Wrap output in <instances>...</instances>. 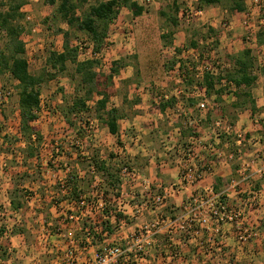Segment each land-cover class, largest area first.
<instances>
[{"label":"rangeland","instance_id":"rangeland-1","mask_svg":"<svg viewBox=\"0 0 264 264\" xmlns=\"http://www.w3.org/2000/svg\"><path fill=\"white\" fill-rule=\"evenodd\" d=\"M24 1V20L21 24L25 31L22 40L30 74L39 75L46 70L50 72L46 66L49 53L63 51L64 36L60 30L68 31V40L73 47L78 43L90 44L86 34L69 28L59 17H53L58 16L55 12L59 1L53 6L44 0ZM173 1L151 0L146 3L145 0H138L144 8L141 16L133 18L125 9L109 24L106 45L99 52L98 69L100 73L107 74L112 64L117 62L119 72L108 88L110 100L106 111L92 110L98 99L95 96L88 104V115L73 118L74 126L68 125L60 113V107L62 97L70 99L74 93L75 83L70 78L71 68L68 64V71L63 74L51 71L54 78L47 79L40 87V107L33 127L42 140L39 144L32 143V148L38 154L33 159H27L24 155L25 143L18 133V84L8 73L0 76V89L12 91L11 98L0 109V229H5L0 237V264H67L65 255L69 249L74 250L77 261L80 252H84L83 248L89 244V241L81 244L83 233L89 226H97L100 220L99 208L86 209L79 219L70 220L67 212L75 216L82 210L71 208L65 201L56 205L52 197L56 199L55 186L64 185L69 172L75 169L80 175L90 171L91 160H102L112 170L113 175L119 176L120 199L115 198L112 190L108 193L106 202L112 206V210L115 208L127 217V223L119 227L112 224L114 234L100 247L116 246L124 250L134 245V233L144 225L155 222L160 216H168L164 212L161 215H145L147 210H165L168 204L173 203L178 210L176 215H179L182 213L185 198L203 194L210 187L205 183L207 177L218 165H224L228 178L232 172L230 181L233 180L234 185L227 189V204L240 212L244 219V228L256 234L245 244L238 243L234 238L235 245H240L242 258L236 257L235 253L232 257L229 253L228 257L233 264H264V91L258 95L262 103L260 102V109H257L255 117L251 118L248 113L242 126L244 129H235L237 135H241L239 144H234L235 138L229 139L228 136V122L235 126L236 111L226 108L222 119L220 111L215 109V95L204 97L203 93H199V102L204 107L200 109L199 105L194 106L191 112L184 110L188 106L185 100L190 95L181 93L184 88L179 74L187 75V86L201 92L199 85L202 83L203 74L210 72L216 76L225 75L226 71L231 70L228 58L242 49H247V44L243 46L242 35L236 44L233 38L234 29L227 31L221 26L222 20L233 22L229 10L232 0H221L219 5L204 8V14L190 22H186L182 11L187 6L197 7L195 0H179L177 15ZM96 3L97 0H89L88 4ZM89 5L83 7V11L88 10ZM81 13L79 10L76 15L80 16ZM171 18L176 19V25L171 23ZM191 42L197 43L196 49L192 48ZM5 43V34L0 31V50H4ZM252 50L255 66H264V56L256 49ZM83 59L85 57L77 55L78 61ZM253 72L258 74L256 69ZM220 87L216 86L217 89ZM231 88L234 89L233 86ZM261 88H264V83ZM164 95L178 99L176 110H168L164 116L149 112L151 107L159 104L160 100L157 98ZM227 98L229 97L226 95L225 99L229 104L231 101ZM112 109L119 116L118 137L112 136L103 124L107 118L106 112ZM205 114H211L209 125L205 127L208 135L201 139L206 150L194 147L197 158L195 164L200 170H205L204 162H208L212 165V173L204 172L195 185L183 186L180 184V164L184 153L182 149L187 147L188 141L182 146L178 138V127L175 125L176 122L183 126L193 124V116ZM146 115H149V120ZM218 119L222 122H216ZM245 135H249L250 140ZM228 154L232 156L229 159L232 161L228 160ZM158 165H164V171L168 173L157 168ZM235 169H239L236 175ZM87 180H90L89 177ZM98 182L102 183L99 174L94 186ZM145 185L149 186L148 191L144 188ZM15 189L22 204L19 211L12 210L9 204L10 192ZM147 192L150 194L149 198L161 193L164 196V205L155 206L149 201L144 206ZM99 200L101 198L96 194L91 198L94 205ZM51 203L54 205L51 206ZM131 205L134 211L138 210L137 219L130 220L125 213L130 210ZM170 213L169 215H174L175 211ZM229 227L234 235L233 226ZM20 229L22 231H17ZM158 238L160 243H164L166 236L159 235ZM193 242L197 244L198 240ZM222 245L224 254L227 245L223 239ZM89 248L90 254L86 256L83 253L86 258L81 264L93 262L97 249ZM153 248L151 246L141 257L134 259L133 264H174L175 248L167 247V255L170 256H166L167 259L163 253L158 260L155 256L154 260L151 257L150 260L146 259L149 250ZM195 248L198 250L197 258L201 260L200 263L208 264L210 261L206 252H202L197 245ZM180 254L181 250L177 258Z\"/></svg>","mask_w":264,"mask_h":264},{"label":"trees","instance_id":"trees-1","mask_svg":"<svg viewBox=\"0 0 264 264\" xmlns=\"http://www.w3.org/2000/svg\"><path fill=\"white\" fill-rule=\"evenodd\" d=\"M57 1L59 2L55 13L58 16L54 15L53 17H59L67 26H69V28H75L77 31L86 34L90 44H92L94 53H99L106 45L105 41L107 39L108 26L116 20L121 9L128 10L133 18L141 16L144 12V8L133 0H97V3L94 5H89V0H44L45 3L52 6L55 5ZM178 1L179 0L173 1L175 7L174 12L176 15L179 13V6H177ZM220 3L221 0H197L196 5L197 8L204 9L206 7L219 5ZM87 5H89L88 10L83 11V7ZM24 6V0H0V31L5 34L6 38L4 50H0V76L4 73H8L18 84V104L20 109L18 133L25 143L24 155L27 159H33L38 154L36 150L32 148V143L39 144L42 140L39 132L33 127V123L38 118L37 112L40 107L41 85L46 82L47 79H53L55 76L54 73H66L69 67L68 64L70 65V78L75 83L74 93L70 99L66 96L62 97L60 113L63 115V119L68 125L74 126L72 119L86 117L90 110L88 104L95 96H97L98 99L95 101L92 110L94 112L106 111L107 104L110 100L108 88L110 87L114 76L119 72V66H117V62H114L110 72L104 74L102 72L100 73L98 69V60L88 59L78 61L77 48L79 43L76 47L71 46L70 41L68 40V31L60 30L59 32L64 36L63 51L61 53H49L46 66L50 72H47L46 70L39 75L30 74L28 62L24 57L25 46L22 40L25 31L24 26L21 24L22 20H24V14L22 13V8ZM79 10L82 11L80 16L76 15V12ZM229 10L230 13H241L244 10V5L240 0H232ZM170 21L173 25H176V19L171 18ZM256 44L257 46H264V28L257 33ZM191 46L196 49L197 43L191 42ZM228 59L231 63V70L226 71L225 75L216 76L210 72H205L203 74L201 80L202 83L199 85V90H201V92H197L195 89H192V87L187 86V75L183 73L179 74L184 88L181 93H188V95H190L185 100L188 105L186 107H194L202 104V102H199L200 99L197 96L199 93H203L204 97L215 95L216 99L214 100V103L216 106L217 104L222 103L221 97L223 95H232L234 97V102L230 105V109L239 111L249 109L252 116L255 114L256 103L252 98L251 90L256 85L258 75L264 77V66L258 68L255 66V58L250 49H244L240 53L231 55ZM189 69H191V67L188 68V70ZM255 69L258 71V74L253 72ZM217 85H220L221 87L217 89ZM231 86H233L234 89L231 88ZM164 97L165 95L161 96L159 104L152 107L150 110L151 113L163 114L167 109L176 110L178 99L174 97ZM222 111L223 113L221 114L223 115L225 111L224 109H222ZM106 114L107 118L103 121L104 126L112 136L118 137L119 128L117 121L119 116L117 115L116 110H109ZM222 119L224 118L222 117ZM216 122L222 121L218 120ZM175 127H178V134L182 146L186 145V142L190 138H199V128L197 125H191L190 123L187 126H183L176 122ZM228 127L230 130V133L228 134L229 139L235 138L236 140L234 139L233 141L234 144L241 143L238 139L234 124L228 122ZM248 136L249 135H245L244 137L248 138ZM185 147L182 150H186ZM206 165L209 166L210 164L207 162ZM90 167L94 171L93 175L90 174V171L79 175L78 171L75 169L69 172L66 176L64 186L61 187L58 186V184L55 186L54 195H56L57 200L54 196L52 197V200H54L56 205H61V203L65 201L75 210L80 209L86 211V209L89 208H98V205L96 203V205H94L91 201L93 195L96 194L101 197L102 204L98 209L100 220L97 222V226H86L88 227L87 230H89L92 235L91 245L97 249V252H101L102 247H100V245L105 240L110 239L114 234L112 224H117L119 227V225L127 223V217L122 213L117 212L114 207L112 210V206L108 205L106 202L108 193H111L112 190L115 193V198L120 199L121 191H118L120 183L119 176L116 174L113 175L112 170L108 168L106 163L102 160H91ZM98 174L99 176L101 175L104 186L99 182V184L94 186L95 178H97ZM87 177H89V181L87 180ZM230 182V180L223 182V179L214 177L211 188L214 193L218 194L223 192V190H226L230 185ZM86 192L89 193L86 194ZM17 193L16 189L10 192V206L14 211L22 208V204L19 200L20 198L16 195ZM160 195L162 196L161 193ZM220 199L221 202L225 204L228 201V196L223 195ZM83 200L85 201L86 206H80V202ZM50 205L52 206L54 204L51 203ZM172 210L175 211V214L169 215ZM177 211L178 210L174 208V206H167L164 213H168V216L165 215L164 217L174 218ZM67 213L68 215L70 214V212ZM4 230V228L0 229V237L3 235ZM17 231L22 230L20 229ZM17 231L15 232L17 233ZM158 237L159 236L156 238ZM165 241L168 242L167 237L165 238ZM134 262V257L129 255L126 259L125 257H120L116 264H133Z\"/></svg>","mask_w":264,"mask_h":264},{"label":"built area","instance_id":"built-area-1","mask_svg":"<svg viewBox=\"0 0 264 264\" xmlns=\"http://www.w3.org/2000/svg\"><path fill=\"white\" fill-rule=\"evenodd\" d=\"M146 3H150L151 0H145ZM244 5V10L240 13V27L242 30V39L248 47H257L256 35L264 28V0H240ZM197 3V0H195ZM204 14L203 9H199L193 6H187L182 11L186 22H190L192 19L200 17ZM29 19V18H28ZM221 26L224 30L231 31L232 21L222 20ZM78 54L80 57H85L83 60L96 59L99 60L100 54L93 52V47L87 43L78 44ZM12 96L10 89H0V109L2 110L7 104L8 100ZM164 98H167L165 96ZM202 109L204 104H199ZM240 140L241 135L238 134ZM201 147V150H206V146L201 139L190 138L187 142V147L181 158V170H180V184L183 186L195 185L204 172L212 173V165L205 166V170H200L195 164L196 152L194 147ZM232 158V156H230ZM205 164L207 162H204ZM90 174L93 175V169L90 170ZM96 181V178H95ZM232 183V184H231ZM61 187L64 185L61 184ZM233 188V180L230 182L229 187ZM148 191L149 186L144 187ZM227 189L221 193H214L211 186L207 187L203 194L191 195L185 198L183 204L182 213L176 215L174 218L160 216L155 222L144 225L140 230L133 234V243L130 247H126L122 250L119 247L102 246L101 252H96L93 262L91 264H116L120 257L125 259L132 255L134 259L141 257L146 250H148L155 238L159 235H164L168 238L169 246L175 248L174 258H177L180 245L182 243H188L191 240H198L196 244L202 252H206L207 256H211L214 253H221L223 250L221 239V227L229 224L233 226L234 238L240 244L247 243L253 236H256L248 228L243 226V217L240 212L227 203L221 202V197L227 195ZM149 192L145 194L144 206L147 203L152 202L155 206L164 205V196L152 195L149 198ZM127 196V195H126ZM101 198V197H100ZM150 199V200H149ZM228 202V201H227ZM101 200L97 201L98 208L101 207ZM80 206H86L85 201L80 202ZM85 211H80L75 216L73 214L68 215V219L76 220L80 216H83ZM241 219V220H240ZM240 220V222H239ZM242 221V222H241ZM84 238L81 244H89L92 240V235L89 230L86 229ZM176 238H179L181 243L176 242ZM65 261L67 264L75 263V252L69 249L65 255ZM227 264H233L231 258L228 259Z\"/></svg>","mask_w":264,"mask_h":264},{"label":"crops","instance_id":"crops-1","mask_svg":"<svg viewBox=\"0 0 264 264\" xmlns=\"http://www.w3.org/2000/svg\"><path fill=\"white\" fill-rule=\"evenodd\" d=\"M133 1H135V2H137L138 4H139V2H138V0H133ZM140 6H141V4H139ZM23 9V8H22ZM123 10H125V9H121L120 10V14H122L123 13ZM23 11H26V10H23ZM230 15H231V19L233 20V22H232V30H233V38H234V41H236V44H238L237 42H238V39H239V37H241V35H242V30L241 29H239V27H240V18H241V14L240 13H230ZM243 46H246L245 45V43H243ZM246 48L247 49H250L251 51H252V53H253V51L254 50H252L253 49V47L251 46V47H248V46H246ZM230 49V48H229ZM254 49H256L257 50V52L259 53L260 52V54L262 55V56H264V46H257V47H254ZM243 50V49H242ZM241 50V51H242ZM236 53H240V51L239 52H236ZM260 55V56H261ZM262 83H264V78H263V76H261V75H258V80H257V82H256V85L252 88V90H251V93H252V98L254 99V101H255V103H256V111H257V109H260L259 107V105H260V102L262 101V100H260L259 98H258V95H260L261 94V91H264V88H261V84ZM255 88H257V90L255 89ZM254 90H256L257 91V93L255 94V92H254ZM255 95H257V97L255 96ZM144 96V95H143ZM229 98H227V99H230V103L228 104L227 103V100L225 99V97H226V95H223L222 97H221V100H222V103H220V104H217V106H216V110H219L220 111V115L222 116V117H224L221 113H223V111H222V109H224V111L226 110V108H230V105L234 102V97L232 96V95H227ZM157 99H161V97H158ZM262 103V102H261ZM151 107V106H150ZM149 107V108H150ZM152 108V107H151ZM150 108V109H151ZM194 108L193 107H184V110H189L190 112H191V110H193ZM168 110H174V109H167L166 111H165V113H163V114H161V113H155V114H158V116H164L166 113H167V111ZM175 111V110H174ZM236 111V114H234L235 115V120H236V122H235V127L237 128V131H238V128H242V126L244 125V123L246 122V120H247V118H245V115H248V113L250 114L249 116H251V118H253V117H255V115H256V112H255V114L252 116V113H251V111L249 110V109H244V110H241V111H239V110H235ZM150 112V111H149ZM207 113V112H206ZM244 117V118H243ZM146 118H147V120H149V115H146ZM211 120V114H205L204 116H202V115H199L198 117L197 116H193V119H192V122H193V125H197V127L199 128V139H205V137L208 135L207 134V130L205 129V127L207 126V125H209V121ZM219 120V119H218ZM151 124V123H150ZM190 124V123H189ZM192 125V124H191ZM242 129H244V128H242ZM249 137V136H248ZM179 138V137H178ZM180 139V138H179ZM249 140H250V137H249ZM179 141V140H178ZM180 142V141H179ZM180 144V143H179ZM238 144V143H237ZM179 147V146H178ZM224 147V146H223ZM230 148V147H229ZM230 156L231 155H229L228 154V160L229 159H231L230 158ZM179 157V156H178ZM229 161H232V160H229ZM222 163V162H221ZM226 163V162H225ZM224 163V164H225ZM167 167V166H166ZM157 168H161V169H163V171L164 170H166V168H164V165H158L157 166ZM175 170V169H174ZM238 171L239 170H237V171H235V175L236 174H238ZM168 173V171H164V173ZM166 175H168V174H166ZM231 177H232V172H231ZM229 175V176H230ZM167 177V176H166ZM172 177V176H171ZM220 178V179H223V182H225L226 180H231V177L230 178H228V171H227V169H226V167L223 165V166H219L218 165V168L216 169H214V171H213V173L212 174H210L208 177H207V179L205 180V183L207 184V185H209V186H211L212 185V180H213V178ZM234 177V176H233ZM204 180L201 182V185L203 184V182H204ZM161 187V186H160ZM229 187V186H228ZM228 189V188H227ZM175 203V202H174ZM9 204H10V202H9ZM8 205V204H7ZM69 205V204H68ZM9 206V205H8ZM8 206H5V207H8ZM167 206H174V204L173 203H170V204H168ZM166 206V207H167ZM176 207V205L174 206V208ZM9 208V207H8ZM17 211H19V210H17ZM133 211H134V209H133V205H131V207H130V210L129 211H126L125 213H127V215H128V217H129V219L130 220H132V219H137L138 217H139V215H138V210L137 211H134V213H133ZM153 212H148V210H147V212L145 213V215H152L151 213H155L156 215L158 214V215H161L162 214V212H164L165 210H157V209H155V210H152ZM179 211H180V209H179ZM164 214V213H163ZM229 229H230V227H229V225H223L222 227H221V239H223V241H224V243L227 245L226 247V249H225V252H224V254H223V250H222V253H214L213 255H211V256H208L209 257V263L208 264H227V262H228V259H230L229 257H228V254L229 253H231V254H229L231 257H232V254H234L235 253V256L236 257H239V258H242V253L239 251V250H241L239 247H240V245L237 243L236 245H235V243H234V235L229 231ZM193 241H195L196 242V240H191L190 242H188V243H182V245H180V249H179V253H180V250L182 251V254H180V256H179V258H175V260L173 261L174 262V264H203V262H201L200 263V259H198L197 257L199 256V254H198V250H197V248H195L196 247V244L193 242ZM156 242H161V240H159V238H156L155 240H154V242H153V244H152V246L154 247L153 249H151V250H149V252H148V254H147V256H146V259H148V260H150V257L154 260V256L156 257V260H158L159 259V257H161L162 255H161V253H163V256L167 259V257L166 256H169V255H167V254H169V252L167 251V247L168 248H170L167 244H168V242H166V244H165V242L164 243H160V245H159V243H156ZM176 242L177 243H181V241H180V239L179 238H176ZM156 243V244H155ZM195 245H194V244ZM84 245V244H83ZM163 245V246H162ZM89 247H93V245H91V243L90 244H87L86 245V247L85 248H83V250H84V252H80V254H79V258H77V261L75 260V262L76 263H74V264H81L82 262H83V260H85V258H86V256L88 255V254H90V248ZM242 247V246H241ZM93 248H95V247H93ZM157 248V250H155ZM244 248V247H243ZM169 250V249H168ZM17 253H19V252H17ZM86 255V256H84V254ZM172 254V253H171ZM170 257V256H169ZM12 261V263H13V260H11ZM14 263H17L15 260H14ZM86 263V262H85ZM85 263H83V264H85Z\"/></svg>","mask_w":264,"mask_h":264}]
</instances>
